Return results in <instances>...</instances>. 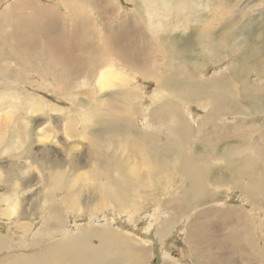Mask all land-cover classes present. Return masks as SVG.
<instances>
[{"label":"rangeland","instance_id":"obj_1","mask_svg":"<svg viewBox=\"0 0 264 264\" xmlns=\"http://www.w3.org/2000/svg\"><path fill=\"white\" fill-rule=\"evenodd\" d=\"M71 10L91 20L85 31L115 38L107 46L99 41L107 58L96 73L90 72L97 68L93 57L76 74L65 60H49L43 43H20L28 34L44 40L50 21L45 13L68 22ZM34 11L40 16L31 22ZM66 31L63 37L70 36ZM107 67L121 76L99 92L95 80ZM180 69L185 86L172 80ZM214 78L218 82L211 84ZM186 88L188 93L181 91ZM33 97L40 100L39 112L22 114ZM158 98L164 103L157 105ZM114 107L122 117L117 125L106 115ZM164 111L170 118L156 119ZM0 124V240L8 239L18 254L36 250L32 241L43 229L48 244L56 243L51 233L82 239L92 234L85 240L87 253L67 243L72 258L107 248L105 258L88 263L87 256L85 264H129L132 258L116 254L122 245L135 250L141 264H264V203L251 201L264 192V0H0ZM173 124L184 128L189 142L167 134L162 146L172 142L183 159L168 160L171 167L163 171L154 161V175L164 179L156 189L131 192L137 179L126 176L123 166L141 164L146 151L125 144L146 139L154 149L161 144L148 139L150 131L164 136ZM202 130L212 148L199 140ZM128 148L134 151L126 161ZM192 154L202 155L195 167L208 185L204 201L181 185L179 171ZM245 154L254 161L258 194L254 188L243 192L247 180L231 183L239 179ZM112 179L133 204L122 199ZM143 181L150 179L143 175ZM170 217L176 221L165 230ZM244 223L246 235L239 226ZM68 252L40 259L52 264L48 258Z\"/></svg>","mask_w":264,"mask_h":264},{"label":"bare ground","instance_id":"obj_2","mask_svg":"<svg viewBox=\"0 0 264 264\" xmlns=\"http://www.w3.org/2000/svg\"><path fill=\"white\" fill-rule=\"evenodd\" d=\"M144 8L146 9V6H144ZM70 12H71L72 17L69 19L68 22H65L61 18V16L59 18V21H57L56 15H53L50 12H49L50 14L45 13V16L48 19H50V21L47 20L46 25L43 27L44 30H42V33L44 34V40L41 37V39L37 41L33 37V34H31L32 37L28 34V36L25 35L24 36L25 38L21 39L20 43L22 46L28 45L27 42H29V45H32V44L35 45V44H38L39 42L43 43L44 46H46L47 56H48L49 60L50 59L53 60L52 58H57L58 60H61V61L65 60V62L67 64L71 65V67L73 68V72L76 74H80V69L82 71V69L87 67V65H89L88 62H90V58L93 57L96 59L95 61L92 62L93 67L95 66L97 68L91 69L90 72L96 73L98 68H100L101 66H103L105 64V61L107 58V52L100 45L99 41H101L102 45L107 46L108 44L109 45L113 44V41L115 38L112 36L107 37L106 35H103V34H101V37H100V35H95L94 31L91 29L85 31L83 27L85 25L88 26L91 23V20L82 21L83 19L81 17H83V15L80 12L77 13L75 10H71ZM39 16L40 15L38 14V12L34 11V13L31 14V17L29 19L31 20V22L37 21V18ZM13 23H14V21H13ZM58 28H61L63 31L61 35H56L55 37H46L45 34L48 31L56 32ZM66 29H67L66 32L69 33L70 36L63 37L62 35H64L63 33ZM29 37H31V38H29ZM63 50L65 51V54H63V52H64ZM70 50L76 51V52H71ZM175 52L176 51H174V53L171 51H168V53H170L174 56H177V54ZM190 57H193V55ZM183 59H185V60L188 59L186 54H184ZM92 60H94V59H92ZM71 61H76L78 63V65L73 64ZM50 63H51V61H50ZM182 72H183V70L180 69L177 72L176 76L172 79L175 82V85L180 84L181 86H185L183 83H181L179 81V75ZM74 73H72V74H74ZM115 76L117 77V79H119L121 76V73L120 72L118 73V71H110V69L108 67H107V71L100 72L97 75V78L95 80L97 87L99 89V92H103L107 88H109L111 86V84L114 83V80H115L114 77ZM124 78L126 80H129V77L127 75H124ZM217 82H218V79L214 78L212 80L211 84H216ZM197 90H198L199 94L205 95V88L203 86H198ZM181 91H185L187 93L189 92L187 88L185 90H181ZM130 95L132 97H134V95H132V94H130ZM162 99L163 98H158L159 103L157 105H161L164 103L162 101ZM39 105H40V100H36V99H34V97L30 98L27 101V105L24 104V106H26V107L22 106V110L20 112L22 114H25V115L36 114L37 112H39V109H40ZM173 109H172V111H173ZM116 111H117V109L114 107L110 110V113H107L106 115L109 118H113V123L117 125V124H120L122 122V117L116 115V113H115ZM160 113H158L156 115V119H158L159 117L163 118L164 116H165V119L170 118V114L167 113L166 111H164V113H162V114H160ZM159 115H161V116H159ZM128 122L129 121H127V123ZM66 124H68V123H66ZM2 126L3 125L0 124V131L3 130ZM171 126L172 125L166 126L165 131H164V136L155 134L156 132L157 133L161 132L159 130H156V131L151 130L150 131L151 134L149 135L148 139L151 142H157V140H158L161 144V146H156L154 149H152V146H151L153 144L149 143L146 139H144L143 145H140L139 141L134 140V139H132L131 141H129L125 144V146L132 145L133 147L136 145L138 147L143 148L146 151V154H143L140 157V163L142 165L138 164V163H136L135 165H129L128 163H126L125 166H123V171L125 172L126 176L132 175L137 179L138 185H135L133 183H131L129 185V190L131 192H137V191L141 192L142 188L144 186H146L143 190L144 192L150 191L149 187L151 185H152V187H155V189H156V187H158V185L160 183V180L164 179V175L161 177L154 175V172H155V169L153 166L154 161H158L157 171H163V170H166V169L171 167L167 163L168 160L183 159L182 155H180V154H178V157H176L177 153H180V151L175 150L173 148L172 142L168 146H162V143L164 142L163 139L167 134H171L174 137V140H177L179 142L182 141L181 142L182 144H187V142H189V139H187V138L184 139L185 130L182 126H179L176 124H173L172 128H171ZM186 129H187V133H189V135L191 136L193 134V131H191L190 126L187 127ZM122 139H120L119 142H121ZM124 140H126V139H124ZM199 140L206 141V143L210 144L211 148L213 147V145L211 144V142L209 141L208 138H206L204 136H200ZM120 145H121V143H120ZM121 147L124 148V145ZM133 151H134V149L128 148V157H127L126 161H128L130 159ZM174 151L177 153H175ZM223 158L226 161L225 153L223 155ZM201 161H203L202 155L192 154L191 162H186L182 166V173L183 174H181V172L178 169L177 170L179 171V174H180L181 185H184L186 183V186L184 188L189 192H194V195L196 197L198 196V199L203 198V201H204L208 197V195L206 193V192H208V190H207L208 185L206 183L202 184V181L199 180L202 174L198 175L199 169L197 167H195L197 165H201ZM241 161H242V164H241V166H239V170L236 173V175L239 177V179L235 180V181H231V183L236 185L241 180H247V186H246L245 190H243V192L247 193L248 190H253V188H254L255 190H253V192H256V194H258V192H261L260 180L255 177V175L253 174V171L251 169L254 161L252 160L251 156L247 155V154H245L242 157ZM193 163H196V164L193 165ZM228 163H231V162H228ZM104 166H106L104 168V171H105V174H107L108 164H104ZM142 170H145V171H142ZM143 175H146L150 179V181L148 183H145L143 181ZM112 186H115L116 189L118 190V192H123L122 199L124 201H127L130 204H133V201H130V199L125 197V187L120 182H115L114 179H112ZM147 188H148V190H147ZM173 192H178V191L175 190ZM251 201H254L256 203H260V202L264 203V192H263V196H261L257 199L251 200ZM254 202H252V203H254ZM256 203H254V204H256ZM51 212L53 215L50 217V221L52 224H54V222H52L51 219L56 218L57 213L53 209ZM135 212H137V209L135 210ZM227 215H229V217H231L230 214H227ZM227 215H226V217H227ZM174 220L176 221L175 218L170 217V220H168L164 223L163 229L167 230L172 225V221L175 222ZM51 223L47 221L46 225L50 224V226H51ZM239 226L241 228H243L242 233L244 235H246V232L244 231L246 224L245 223L240 224ZM200 228H201V226H200ZM192 230H194V229H192ZM116 231L120 232L119 229L118 230L116 229ZM234 233H236V232H234ZM51 234H52L51 238H53V241L56 242L55 244H48L46 242L45 235L43 234V229H40L39 232L34 236L35 239L32 241L33 247L36 248V250L27 249L26 251H28V252L20 253V254H18L15 250L10 249L9 242L7 243L8 239L6 241V240H4V238H2L0 240V247H1V244H3V247H1L0 251L1 252L4 251V255L0 254V257H1L0 264H46L45 261L40 259L41 254H43L44 256H46L45 254H47L48 257H53L55 254L58 255L60 252H62V254H63V253H67V251H69V252H68L67 256H65V257L57 256L54 259L48 258V260L50 262H53L52 264H66L65 260L72 261V259H74V261H75L76 259L81 258L82 261L80 262V264H85V259L87 258V256L89 257V260L87 262L91 263V261H90L91 258H96L98 255H101L102 257H104L105 253L108 252L107 248L104 249V247L97 249V250L91 248L90 252L92 254L77 255V256L72 258L71 255L74 256L75 254H72L70 252V248L67 246V243L71 240L72 244H75L74 246L76 247L77 250H82V253H87L88 251L84 247L85 243H87V241H85V240L87 238H91L92 234L87 236L85 239L78 237L76 234L68 237V235L66 233H63L61 231L59 233H51ZM233 236H235V235L233 234ZM117 239L123 240L122 237H119ZM188 243L194 244L190 239H188ZM41 244H44V245L40 247ZM122 247H123L122 249H118L116 251V254L122 253L125 258H128V257L132 258L133 260H130L129 264H141L142 263L141 260H144V259L142 257L138 256V254L135 250L129 249L127 246H123V245H122ZM42 249L45 250L44 253H42ZM77 250H75V251H77ZM58 260L61 262H59Z\"/></svg>","mask_w":264,"mask_h":264},{"label":"crops","instance_id":"obj_3","mask_svg":"<svg viewBox=\"0 0 264 264\" xmlns=\"http://www.w3.org/2000/svg\"><path fill=\"white\" fill-rule=\"evenodd\" d=\"M207 95H212V93L209 92ZM207 114H208V115H212V114H216V113H213V112L207 110ZM198 133H199L200 136H203L202 134L206 135V133H205L204 130H202V132L199 131ZM209 141H210L211 144H212V141H211V140H209ZM212 145H213V144H212ZM217 213H219V212H216V214H217ZM219 216H220V215H219ZM201 228H204V226H202ZM102 258H105V256L102 257ZM209 259H211V258H209ZM94 260H95V258H91V259H90L91 262H93ZM68 261H69V260H68ZM81 261H82V259H81V258H78L77 260H75L74 262H72V264H80ZM70 262H71V261H70ZM110 264H114V263L111 261Z\"/></svg>","mask_w":264,"mask_h":264}]
</instances>
